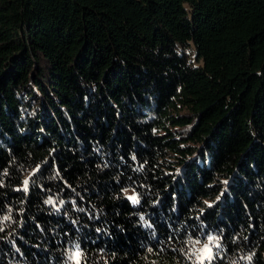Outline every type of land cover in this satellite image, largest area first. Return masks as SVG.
Listing matches in <instances>:
<instances>
[{
    "label": "trees",
    "instance_id": "obj_1",
    "mask_svg": "<svg viewBox=\"0 0 264 264\" xmlns=\"http://www.w3.org/2000/svg\"><path fill=\"white\" fill-rule=\"evenodd\" d=\"M209 237L264 264V0H0V264Z\"/></svg>",
    "mask_w": 264,
    "mask_h": 264
},
{
    "label": "snow or ice",
    "instance_id": "obj_2",
    "mask_svg": "<svg viewBox=\"0 0 264 264\" xmlns=\"http://www.w3.org/2000/svg\"><path fill=\"white\" fill-rule=\"evenodd\" d=\"M25 190H27V181H25ZM128 199H130L133 204L138 203V200L136 199L135 196H131ZM47 202L50 203V204L52 203L51 200H49ZM141 219H143V217H141ZM215 240H216L215 237H209L208 243L204 244L203 248L199 250L200 251V255L197 256L196 264H204L205 260L211 261V259H212V249L209 247V245H215ZM215 246L218 247V245H215ZM78 247L79 246H77V251H75L72 254V256H71V258L74 261V264H80V259L79 258L81 257L82 253L78 250Z\"/></svg>",
    "mask_w": 264,
    "mask_h": 264
},
{
    "label": "rangeland",
    "instance_id": "obj_3",
    "mask_svg": "<svg viewBox=\"0 0 264 264\" xmlns=\"http://www.w3.org/2000/svg\"><path fill=\"white\" fill-rule=\"evenodd\" d=\"M185 51H186L187 54H188L189 61H191L193 64H195V61H194V59H193V53H194V52H193V48H192V46L189 45V47H188L187 49H185ZM124 195H125V197H127V198L133 196L132 191H130V190H124ZM129 200H130V199H129ZM204 244H207V242H205V243L199 245L198 248H197V250H196V255H195V260H196V261H197V256L200 255V251H199V250L203 248V245H204ZM75 251H77V250L74 249V250L70 251V254H69V259H70V261H71V264H74V261H73V259L71 258V256H72V254H73Z\"/></svg>",
    "mask_w": 264,
    "mask_h": 264
}]
</instances>
